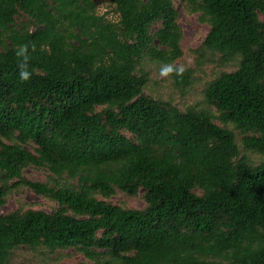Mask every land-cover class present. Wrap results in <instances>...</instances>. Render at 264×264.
<instances>
[{
    "label": "trees",
    "instance_id": "1",
    "mask_svg": "<svg viewBox=\"0 0 264 264\" xmlns=\"http://www.w3.org/2000/svg\"><path fill=\"white\" fill-rule=\"evenodd\" d=\"M110 2L115 23L93 0H0V206L20 186L56 204L0 214V264L18 247L74 248L89 264H264V0H181L209 27L203 48L238 61L204 88L215 114L144 92L146 60L190 82L173 65V0ZM31 166L49 181L24 178ZM116 190L145 206L102 200Z\"/></svg>",
    "mask_w": 264,
    "mask_h": 264
},
{
    "label": "rangeland",
    "instance_id": "2",
    "mask_svg": "<svg viewBox=\"0 0 264 264\" xmlns=\"http://www.w3.org/2000/svg\"><path fill=\"white\" fill-rule=\"evenodd\" d=\"M93 1L96 3V12L99 15H104L113 23L119 20L118 14L114 11V4L110 0ZM173 3L178 11L177 24L182 31V38L179 42L182 53L173 65L188 70L190 82L183 87L176 86L172 77L165 71L167 65L158 61L146 60L142 66V70L147 74L144 92L155 99L169 101L182 112L195 109L207 110L215 114L213 107L205 103L204 88L221 72L235 70L238 61L235 59L225 64L219 59V54L203 48L202 44L209 30L208 25L199 21V13L189 12L186 4L181 0H173ZM158 26L154 24L152 31ZM216 122L219 123L217 120ZM227 127L232 129L231 125ZM232 130L239 146L240 156H244L251 165H257L263 160L260 154L244 147L242 133L235 129ZM28 147L32 150V146ZM23 177L33 181L47 182L50 174L43 168L31 166L23 170ZM102 200L127 209H141L145 206L142 192H138L136 196H128L116 190L115 194ZM55 207L54 202L39 197L26 187L20 186L12 189L7 195L6 202L0 206V214L31 208L50 212ZM82 262L90 263L74 248L49 252L43 247L34 250L28 247H18L11 252L6 264H79Z\"/></svg>",
    "mask_w": 264,
    "mask_h": 264
}]
</instances>
